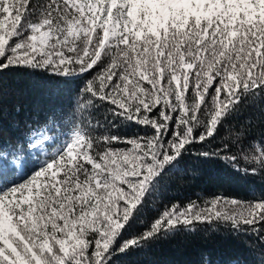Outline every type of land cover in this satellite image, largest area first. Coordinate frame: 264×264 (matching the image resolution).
<instances>
[{
	"label": "snow or ice",
	"instance_id": "obj_1",
	"mask_svg": "<svg viewBox=\"0 0 264 264\" xmlns=\"http://www.w3.org/2000/svg\"><path fill=\"white\" fill-rule=\"evenodd\" d=\"M17 68L85 80L96 125L74 124L21 169L0 157V264H117L197 224L264 243V195L147 219L149 197L191 147L250 109L237 139L264 129V0H0V77ZM4 107L0 90V122ZM48 119L25 126L39 136ZM128 124L144 134L113 132ZM261 145L250 160L264 168Z\"/></svg>",
	"mask_w": 264,
	"mask_h": 264
},
{
	"label": "trees",
	"instance_id": "obj_2",
	"mask_svg": "<svg viewBox=\"0 0 264 264\" xmlns=\"http://www.w3.org/2000/svg\"><path fill=\"white\" fill-rule=\"evenodd\" d=\"M84 84L83 79L68 81L43 70L17 68L4 73L0 77L5 105L0 122L4 145L0 146V152L24 157L28 138L36 131L25 126L29 117L33 120L49 117L39 129L53 123L71 128L81 123L85 129L95 127L96 122L89 115L92 109L87 106V95L80 91ZM81 103L85 104L83 109L79 107ZM53 108L55 117L50 113ZM252 112L255 110L242 111L226 121L211 143L191 147L177 166L178 170L167 174L159 189L149 197V221L173 205L183 208L194 203L205 207L206 202L216 197L248 202L264 195V168L250 160L251 155H259L264 129L254 126L250 135L237 139V133L242 131L241 126ZM113 132L131 137L143 135L144 129L128 124L114 128ZM17 140L22 143L16 150L7 146ZM205 151L218 155L207 158L199 155ZM22 160L24 164L25 157ZM260 240L256 235L232 233L222 223L214 227L197 224L195 231L161 237L151 246L121 257L117 264H208L209 260L212 264H232L235 260L240 264H261L264 243Z\"/></svg>",
	"mask_w": 264,
	"mask_h": 264
},
{
	"label": "rangeland",
	"instance_id": "obj_3",
	"mask_svg": "<svg viewBox=\"0 0 264 264\" xmlns=\"http://www.w3.org/2000/svg\"><path fill=\"white\" fill-rule=\"evenodd\" d=\"M71 130L69 125H61L57 123L50 124L43 128H40L39 136L37 135V130L34 131L28 138L27 149L25 152V161L30 160V162H37L44 159L47 155L55 152L58 144L57 140H62L64 134ZM36 142L39 145V150L33 149L31 147L32 142ZM0 157H3L10 167L21 169L23 167L22 159L24 157L20 155L8 154L6 152H0Z\"/></svg>",
	"mask_w": 264,
	"mask_h": 264
}]
</instances>
